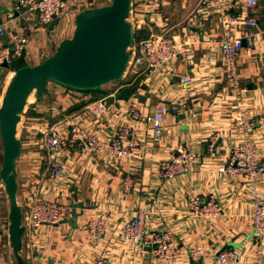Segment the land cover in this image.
Segmentation results:
<instances>
[{
    "label": "crops",
    "instance_id": "crops-1",
    "mask_svg": "<svg viewBox=\"0 0 264 264\" xmlns=\"http://www.w3.org/2000/svg\"><path fill=\"white\" fill-rule=\"evenodd\" d=\"M18 1L0 0V50L13 47L15 35L26 41L22 55L9 67H0V104L15 68L39 66L54 55L61 42L72 38L77 15L103 7V0H67L69 9L45 27L36 14L16 11ZM203 1L147 0L158 5L154 13L159 15L154 14L147 27L158 31V23H164L167 36L181 44L168 82L149 73L145 66L137 67L102 97L108 98L109 105L97 122L85 109L96 101L90 93L48 83L40 100H28L16 132L21 143L15 174L22 219L31 203L44 202L69 205L75 208L77 218L74 228L63 222L26 230L22 242L25 264H216L211 257L230 248L237 250L243 261L253 262L254 250L248 240L253 228L249 184L242 176L221 174L218 168L226 164L237 140L234 121L238 112L253 121V148L259 159L264 158V31L258 29L249 37L246 26L236 28L235 34L243 40L237 60L241 93L236 95L224 77L220 54L212 43L218 41L221 32L217 17L204 12ZM142 11H137V18ZM228 13L232 18L242 15L236 8ZM258 15V11L247 14ZM246 50L251 54L246 55ZM135 100L142 116H152L157 106L169 109L159 141L152 140L146 124L130 122L125 116ZM173 106L176 111L171 110ZM74 123L105 139H110L119 125L128 123L141 145L131 158H116L110 153L95 156L82 151L80 145L66 143L61 152L64 180L60 187H54L49 182L47 155L37 129L49 124L66 134ZM214 134L219 140L208 151ZM178 144L201 154L202 159L190 174L165 180L160 166L171 159ZM1 151L0 138V166ZM125 177L132 179L127 192L123 188ZM1 185L0 180V262L11 264L7 230L10 211ZM255 187L264 194V174ZM211 194L220 217L191 219L189 202L195 197L205 202ZM138 212H143L147 229L165 230L180 248H199L204 256L198 261L185 254L172 261L154 260L149 248L136 254L120 235L122 223ZM89 219H103L105 223L104 234L94 243L87 238L85 224ZM261 242L264 247V236Z\"/></svg>",
    "mask_w": 264,
    "mask_h": 264
},
{
    "label": "built area",
    "instance_id": "built-area-1",
    "mask_svg": "<svg viewBox=\"0 0 264 264\" xmlns=\"http://www.w3.org/2000/svg\"><path fill=\"white\" fill-rule=\"evenodd\" d=\"M203 3L206 5L204 12L212 13L217 17L221 32L218 41L212 43L220 54L224 77H226L229 87L237 95L241 93L237 60L243 51V40L235 34V31L239 26H246L250 30L249 37L254 36L253 33L258 29L264 31V0H204ZM130 5L126 21L131 26L133 39L132 45L128 49L129 62L122 78L125 74L135 73L137 67L145 66L149 73H155L163 81L168 82L178 63L181 44L167 36L166 30L163 28L164 23H158V31L147 27V24L153 22V16L157 12L158 5L155 2L131 0ZM16 8V11L24 10L36 14L41 25L45 27H50L55 18L69 9L67 0H19ZM232 8L240 10L242 15L232 18L228 13V10ZM140 9L143 11L137 18V11ZM249 11H258V17H248ZM12 16L11 14L10 17ZM157 16L159 15L155 14V17ZM142 30L147 31L148 36L135 39L134 34ZM2 33L3 28L0 26V34ZM25 43L24 38L13 36V47L0 50V67L3 66V63L10 65L15 58L20 57L26 48ZM245 53L246 55L251 54L249 50H246ZM108 105V98H100L85 109L88 115L97 122L107 112ZM171 110L176 111V108L173 106ZM168 112L169 109L157 106L152 116H142L135 100L124 113L128 121H141L146 124L149 127L152 140L159 141L163 135V123ZM236 114L234 131L237 134V140L231 147L226 164L220 166L218 171L225 175L242 176L249 184L253 228L252 235L248 240L252 243L254 257L253 262H245L237 250L230 248L214 254L211 258L216 264H264V247L261 242L264 236V194L255 187L256 181L264 174V158L259 159L253 148L250 137L254 126L253 121L241 112ZM37 132L43 140L47 155V174L50 184L54 187H60L64 180L61 152L66 143L69 146L80 145L82 151L90 152L95 156L110 153L116 158H131L134 155L133 152L141 145L139 138L128 123L119 125L110 139L102 138L75 123L70 125L66 134L49 124L37 129ZM218 140V134L210 136L208 151L214 149ZM201 159V154L178 144L173 149L171 159L163 162L159 171L165 180H173L180 175L190 174L191 168L197 165ZM131 185V177H125L123 188L126 192ZM1 188L4 191L2 185ZM188 207L191 219L210 220L220 217V210H218L213 194L205 202L197 197L193 198ZM72 213L73 209L69 205L55 202L31 203L28 206L25 220L22 219V225L25 231L37 230L44 225L58 226L64 220L71 218ZM104 224L103 219H89L86 222L85 228L89 241L94 243L100 240L105 231ZM121 227V241L132 247L136 254L149 248L154 260L172 261L185 254L190 259L198 261L204 256V252L199 248H180L165 230L151 231L147 229L143 212H138L135 216L125 220Z\"/></svg>",
    "mask_w": 264,
    "mask_h": 264
},
{
    "label": "water",
    "instance_id": "water-1",
    "mask_svg": "<svg viewBox=\"0 0 264 264\" xmlns=\"http://www.w3.org/2000/svg\"><path fill=\"white\" fill-rule=\"evenodd\" d=\"M131 0H111L110 4L82 12L76 17L71 39L60 43L53 56L39 66L14 72L5 87L0 104L2 142L0 180L9 206V245L11 264H25L22 242L25 234L22 211L17 203L15 164L21 150L16 137L20 116L31 94L41 99L48 83L69 89L92 90L120 81L128 64L133 32L126 21ZM9 67L3 63V67ZM76 210L64 220L72 228Z\"/></svg>",
    "mask_w": 264,
    "mask_h": 264
},
{
    "label": "trees",
    "instance_id": "trees-1",
    "mask_svg": "<svg viewBox=\"0 0 264 264\" xmlns=\"http://www.w3.org/2000/svg\"><path fill=\"white\" fill-rule=\"evenodd\" d=\"M147 36H148V32L145 30L138 31L137 33L134 34L135 39L146 38ZM15 70H16L15 72L20 71V69H17V68H15ZM78 91L82 92V93L92 94L94 99H96V101H97V99H100V98L105 97L107 95L106 92L102 91L101 88L96 89L95 91H92V90H78ZM78 91H76V92H78ZM93 102H95V101H92L91 103H93Z\"/></svg>",
    "mask_w": 264,
    "mask_h": 264
},
{
    "label": "rangeland",
    "instance_id": "rangeland-1",
    "mask_svg": "<svg viewBox=\"0 0 264 264\" xmlns=\"http://www.w3.org/2000/svg\"><path fill=\"white\" fill-rule=\"evenodd\" d=\"M110 2H111V0H103V4H102L103 7L109 5ZM119 83H120V82L117 81V82H115V83H111V84L105 85V86H103L101 89H102V91H104V92H109V90H112L113 88H115ZM34 97H35V94H34V93L31 94V95H30V101H31Z\"/></svg>",
    "mask_w": 264,
    "mask_h": 264
},
{
    "label": "bare ground",
    "instance_id": "bare-ground-1",
    "mask_svg": "<svg viewBox=\"0 0 264 264\" xmlns=\"http://www.w3.org/2000/svg\"><path fill=\"white\" fill-rule=\"evenodd\" d=\"M28 100L30 101V96H29Z\"/></svg>",
    "mask_w": 264,
    "mask_h": 264
}]
</instances>
